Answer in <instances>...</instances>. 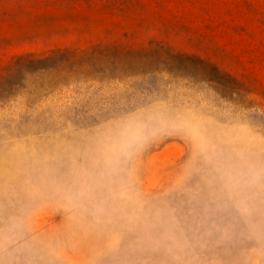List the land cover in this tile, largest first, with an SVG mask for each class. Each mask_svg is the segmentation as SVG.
<instances>
[{
  "label": "rangeland",
  "instance_id": "1",
  "mask_svg": "<svg viewBox=\"0 0 264 264\" xmlns=\"http://www.w3.org/2000/svg\"><path fill=\"white\" fill-rule=\"evenodd\" d=\"M0 264H264V0H0Z\"/></svg>",
  "mask_w": 264,
  "mask_h": 264
}]
</instances>
